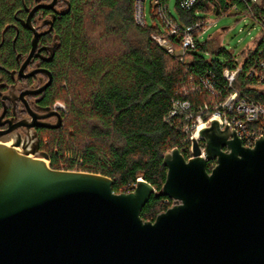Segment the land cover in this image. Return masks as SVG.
I'll list each match as a JSON object with an SVG mask.
<instances>
[{"label": "water", "instance_id": "1", "mask_svg": "<svg viewBox=\"0 0 264 264\" xmlns=\"http://www.w3.org/2000/svg\"><path fill=\"white\" fill-rule=\"evenodd\" d=\"M12 129L0 130V264H264V136L245 147L212 120L197 131L203 156L194 139L191 158L164 154L158 193L139 180L115 194L108 177L52 169L33 129L4 139ZM153 194L172 205L144 221Z\"/></svg>", "mask_w": 264, "mask_h": 264}, {"label": "trees", "instance_id": "2", "mask_svg": "<svg viewBox=\"0 0 264 264\" xmlns=\"http://www.w3.org/2000/svg\"><path fill=\"white\" fill-rule=\"evenodd\" d=\"M31 1L0 0V65L14 64L11 24L24 16L23 3ZM135 1L72 0L71 11L57 21L62 44L51 69V91L53 102L65 103V112L61 126L45 132L39 144L52 169L108 177L115 194L131 192L138 179L156 193L161 190L167 172L163 156L174 148L181 151L186 138L179 126L166 121L173 100L188 101L196 110L203 104L215 106L235 91L264 107V82L259 81L264 72L263 32L254 50L242 52L244 61L230 89L222 73L237 66L234 54L210 37L200 43L201 29H196V50L187 53V63H180L151 39L152 34H166L158 9L151 5L152 23L140 26L134 20ZM179 1L176 16L171 15L180 27L178 36L170 38L176 47L184 27H204L206 15H226L234 6L235 14L249 15L240 0H195L189 9L180 8ZM168 2L162 0V7ZM250 9L264 24V8ZM29 42V33L20 28L16 50L26 52ZM206 79L211 89L203 84ZM171 205L167 197L153 194L140 217L154 221Z\"/></svg>", "mask_w": 264, "mask_h": 264}, {"label": "flooded vegetation", "instance_id": "3", "mask_svg": "<svg viewBox=\"0 0 264 264\" xmlns=\"http://www.w3.org/2000/svg\"><path fill=\"white\" fill-rule=\"evenodd\" d=\"M36 7L38 9L30 16ZM71 7L72 0H32L29 5L23 3L24 16L16 17L17 23L11 24L14 31L10 41L14 64L8 67L0 65V130L13 128L3 134L4 139L16 135L26 137L29 131L34 130L40 144L45 132L61 126L48 127L57 124L58 115L62 118V113L54 107L51 91L54 78L51 69L62 44L56 24L71 11ZM20 28L29 33L30 42L26 52L15 48ZM35 35L36 43L33 47ZM1 36L3 40L4 32ZM30 125L33 127L28 131ZM241 144L245 146L242 141Z\"/></svg>", "mask_w": 264, "mask_h": 264}, {"label": "built area", "instance_id": "4", "mask_svg": "<svg viewBox=\"0 0 264 264\" xmlns=\"http://www.w3.org/2000/svg\"><path fill=\"white\" fill-rule=\"evenodd\" d=\"M144 0H136V11H138L137 22L140 26L145 24L144 14L142 8V2ZM263 1V2H262ZM195 0H180L179 6L182 9H189L194 4ZM247 10L248 16L257 24L261 25L262 32L264 33V24L259 20L253 18L250 7L252 5L261 6L264 8V0H240ZM152 5L158 9L159 16L162 19L166 34H152L151 39L154 40L158 47L163 49L168 55L174 56L180 63L185 64L188 62L187 53L196 50V39L194 38V31L201 29V35H204L207 30L206 27L199 28L197 25L184 27L178 46H174L173 42L170 40L171 37L178 36L179 26L172 21L171 14L168 7H162V0H152ZM233 10H236L234 6ZM206 24V22H205ZM260 36L256 39H259ZM198 37V39H199ZM197 39V41H198ZM247 49H249L247 47ZM251 50L255 49V44L253 43L250 47ZM244 61V56L242 55L241 64L235 62L237 66L234 70H224L222 73L223 78L227 81L228 87L232 88V83L241 69V65ZM259 81L264 82V72L259 76ZM203 84L211 89L212 84L206 79ZM55 109L60 113L65 112V106L59 102L54 104ZM212 120H217L219 122V127L223 128L228 126L234 130L238 138L244 143L246 147H252L255 140L261 136H264V107L256 102H251L245 98H241L237 92L232 91L223 101L219 102L215 106H209L203 104L194 110L188 101L184 100H173L171 102V109L166 117V121L171 125L172 123L179 126L181 132L185 135L183 141V147L180 151L187 155L186 159L192 157V140H196L198 143L200 154L203 156L205 150V142L197 136V131L202 127H206ZM175 122H178L176 124ZM252 124H260L258 129L248 130L247 127ZM173 126V125H172ZM215 166L214 161H207V169L210 171ZM72 171H78L74 169ZM141 179H138L139 181ZM136 184L131 186V191L134 189Z\"/></svg>", "mask_w": 264, "mask_h": 264}, {"label": "rangeland", "instance_id": "5", "mask_svg": "<svg viewBox=\"0 0 264 264\" xmlns=\"http://www.w3.org/2000/svg\"><path fill=\"white\" fill-rule=\"evenodd\" d=\"M136 4V1H135ZM134 4V20L138 24V11ZM152 0H144L142 2L144 21L147 25L152 23L151 18ZM175 0H169L168 10L172 16H176L174 8ZM139 25V24H138ZM206 31L198 39L200 43L205 42L209 37L213 42L219 43L225 50L234 54L238 64L242 61V52L247 47L250 48L256 38L262 33L261 25L255 23L248 15H237L232 11L229 14L216 16L214 14L206 15ZM65 106L61 100H56ZM215 162V161H214Z\"/></svg>", "mask_w": 264, "mask_h": 264}]
</instances>
